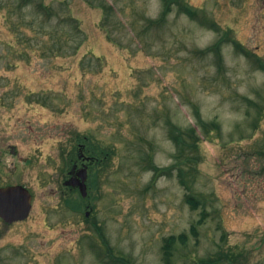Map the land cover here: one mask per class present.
I'll use <instances>...</instances> for the list:
<instances>
[{
	"label": "rangeland",
	"instance_id": "1",
	"mask_svg": "<svg viewBox=\"0 0 264 264\" xmlns=\"http://www.w3.org/2000/svg\"><path fill=\"white\" fill-rule=\"evenodd\" d=\"M186 1L221 32L176 11L151 23L161 0H0V187L33 195L27 220L0 219V264H115L107 248L130 264H264V0ZM225 33L242 49L226 41L219 63L204 51ZM171 123L199 137L188 187L168 169ZM78 135L110 154L88 218L62 196ZM173 236L187 239L167 250Z\"/></svg>",
	"mask_w": 264,
	"mask_h": 264
},
{
	"label": "trees",
	"instance_id": "2",
	"mask_svg": "<svg viewBox=\"0 0 264 264\" xmlns=\"http://www.w3.org/2000/svg\"><path fill=\"white\" fill-rule=\"evenodd\" d=\"M161 3H162V11H161L160 17L157 20L150 21L153 24H161L162 22H164L166 20V18L171 13L176 11L179 14H184V15L188 16L190 19L199 22L203 26H207L209 28L214 29L218 33L221 32L220 31L221 28L218 25H216V23L211 22L207 18V15L205 14V12L203 10H200L198 8H194L186 0H161ZM105 8L108 9L109 6H105ZM230 40H231L230 36L228 34H225V36L224 35L221 36L219 38V40L215 44H213L211 47L205 49L204 52H206V53L207 52L214 53L215 56H217L218 62L221 63L222 62L221 49H222L224 43L226 41H230ZM233 43L237 47L240 46L239 43L236 42V41H234ZM260 68L262 70H264V65H261ZM197 125H198L199 129H203L206 133L209 132L210 126L213 127V128L219 129L218 123L212 122L211 124H208L199 115L197 117ZM169 136L173 140V142L175 143L176 148H177V152H176V155H175V157H176V165L173 164L168 169H174L175 166H176L178 168V170H179V177L181 179L180 181L182 182L183 185H186L188 187L189 186L187 184L188 181L185 179V177L189 175V170L187 171L183 167H184V165H189L190 166V170L192 171L194 169V165L199 162L198 161V155H199L198 142H199V137L197 135V130L195 128H193V127L189 128L187 131L186 130H182L179 126L171 123L170 124V129H169ZM102 153H103V159L106 161L109 158L110 154L107 151H104V150L102 151ZM74 155H75V151H74V149H72V151L70 152L69 157H68L66 162L70 163L71 162L70 158H72ZM94 155L101 156L99 154H96V152H94ZM100 164H101V162H100ZM98 165L99 164H96V166H98ZM148 166L152 170H154L155 178H157L158 175L162 171H164V169H161L160 167H158L155 164H153V162L151 160H149ZM100 175H101V171H96L95 168H94L93 171H91V186L92 187L95 186V183L99 179ZM187 201L195 208L199 207V205H200V201L195 196L188 197ZM178 239H180L182 241H185L187 239V237H184V236H179V237H174L173 236V237H170L166 241L165 248L167 250L172 249L173 245L177 243ZM107 250H108L107 251L108 252V256L110 257L111 261H113V263L115 262V264H116L117 262L122 261V262H125V264H130L127 260H124L121 257L116 258L113 255V252H112V250L110 248H107ZM223 259L233 261L230 258L229 255H223L222 258H218L216 261H213V260H200L199 263H197V264H212V263H216L218 261H221Z\"/></svg>",
	"mask_w": 264,
	"mask_h": 264
},
{
	"label": "water",
	"instance_id": "3",
	"mask_svg": "<svg viewBox=\"0 0 264 264\" xmlns=\"http://www.w3.org/2000/svg\"><path fill=\"white\" fill-rule=\"evenodd\" d=\"M11 154L16 153L14 146L10 149ZM88 170L83 167L78 172V178L72 177L66 185L78 186L82 197H87ZM32 209V195L22 185H10L0 187V218L8 224L26 220ZM90 212H87L89 216Z\"/></svg>",
	"mask_w": 264,
	"mask_h": 264
},
{
	"label": "flooded vegetation",
	"instance_id": "4",
	"mask_svg": "<svg viewBox=\"0 0 264 264\" xmlns=\"http://www.w3.org/2000/svg\"><path fill=\"white\" fill-rule=\"evenodd\" d=\"M77 142V147L75 150V155L70 158L71 165L70 168L68 169V173H66V178L64 179L63 182V189H62V196H63V201L65 205L70 209V210H75L74 202L76 199H79L80 196V191L78 186H71V185H66V183L72 178H78V172L83 168L86 167L88 170V178H87V190H88V196H89V190L92 189L91 186V171L94 170L96 164H100L101 158L98 156L94 155L92 149L90 148V139L87 136L82 137L81 139L79 137L76 138ZM69 193H76L79 196L76 198H73V196L66 197L67 194ZM87 196V197H88ZM84 203V209H85V217L88 218L90 216H87V212H92V206L89 203L85 204V199L82 200Z\"/></svg>",
	"mask_w": 264,
	"mask_h": 264
}]
</instances>
